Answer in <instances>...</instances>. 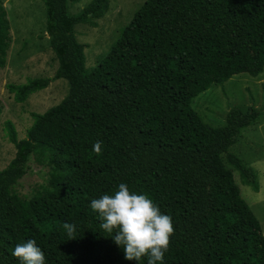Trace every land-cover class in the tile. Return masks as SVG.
<instances>
[{
	"label": "trees",
	"instance_id": "16d2710c",
	"mask_svg": "<svg viewBox=\"0 0 264 264\" xmlns=\"http://www.w3.org/2000/svg\"><path fill=\"white\" fill-rule=\"evenodd\" d=\"M79 1L42 0L58 61L54 75L6 85L17 103L60 78L68 91L58 104L30 113L23 138L4 122L15 154L0 170V264H21L12 252L29 239L44 251L45 264H138L124 258L115 231L101 229L90 208L122 182L172 217L163 264H264L260 221L229 167L259 190L255 170L229 151L259 111L234 105L224 125L212 126L191 105L212 85L263 72L264 0H145L91 68L75 26H95L109 0H90L71 13ZM10 41L0 0V68ZM32 154L52 173L45 189L23 199L12 187ZM64 223L76 226L74 239Z\"/></svg>",
	"mask_w": 264,
	"mask_h": 264
},
{
	"label": "rangeland",
	"instance_id": "374dc122",
	"mask_svg": "<svg viewBox=\"0 0 264 264\" xmlns=\"http://www.w3.org/2000/svg\"><path fill=\"white\" fill-rule=\"evenodd\" d=\"M90 0H80L70 4L71 13L78 12ZM145 0H109L105 14L95 19L96 25L80 23L75 26L76 38L85 45L86 66L93 67L117 39L121 29L131 20L136 10ZM9 21L10 45L6 62L0 68V170L15 154V147L7 139L4 122L11 120L18 138L25 137L27 128L32 123L31 112L42 113L58 104L68 91L65 79L53 80L49 85L33 94L25 102L17 103L6 87L9 83L20 84L28 78L51 77L58 61L49 43L46 32L45 8L42 0H1ZM253 104L259 111L257 120L241 129L240 138L229 151L235 153L257 175L259 190L242 182L239 172L229 166L246 200L260 221L264 234V69L257 76L239 73L223 85H212L199 93L192 101V107L212 126L225 124V116L234 105L246 109ZM32 154L27 163L26 173L12 187L23 199H29L36 192L47 187L52 167L44 161H38Z\"/></svg>",
	"mask_w": 264,
	"mask_h": 264
},
{
	"label": "clouds",
	"instance_id": "9594fccd",
	"mask_svg": "<svg viewBox=\"0 0 264 264\" xmlns=\"http://www.w3.org/2000/svg\"><path fill=\"white\" fill-rule=\"evenodd\" d=\"M102 141L93 144V151L102 153ZM90 208L101 218L100 228L113 233L114 243L123 248L124 258L137 261L147 258V264H163L165 253L170 247L174 225L170 215L161 212L160 207L147 194H139L120 183L114 194H103L92 199ZM71 239L75 238L76 226L64 223ZM12 255L21 264H45L44 251L35 239L18 243Z\"/></svg>",
	"mask_w": 264,
	"mask_h": 264
}]
</instances>
